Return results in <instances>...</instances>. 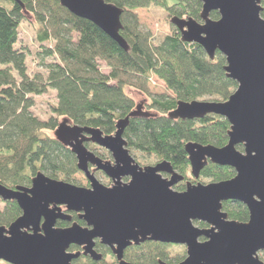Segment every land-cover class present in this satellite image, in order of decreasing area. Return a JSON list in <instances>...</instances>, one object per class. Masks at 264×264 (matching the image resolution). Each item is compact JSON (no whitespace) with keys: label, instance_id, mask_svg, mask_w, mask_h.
<instances>
[{"label":"water","instance_id":"1","mask_svg":"<svg viewBox=\"0 0 264 264\" xmlns=\"http://www.w3.org/2000/svg\"><path fill=\"white\" fill-rule=\"evenodd\" d=\"M14 1L25 7L22 0ZM59 1L76 16L92 21L123 49H130L121 35L123 9L105 0ZM200 1V21L174 16L171 22L184 42L201 45L212 60L220 51L227 60L225 72L238 87L226 101L180 100L168 117L198 120L214 114L226 118L231 127L225 146L189 142L185 148L196 180L210 163L230 166L236 175L207 185L188 182L186 190L179 192L173 186L185 177L170 161L140 166L130 154L124 132L131 118L153 115L143 104L120 119L111 135L63 118L54 137L76 156L77 167L91 187L54 179L43 171L32 177L30 186L10 188L0 182V200H17L23 210L9 228L0 225V259L12 264H52L53 251L63 252L78 240L86 245L84 254L97 258L94 239L99 237L113 249L117 264H130L124 259L125 249L146 241L186 246V258L172 264H264L260 257L264 252V7L262 0ZM213 11L218 12V20L211 18ZM86 143L105 148L113 160H104ZM90 164L103 170L113 185L98 181ZM164 171L172 177L164 178ZM123 176H130V182L123 183ZM229 200L247 206V222L229 218L223 205ZM51 203L82 210L93 228L52 231L46 236L23 232L24 226L48 213ZM195 221L209 227L200 228ZM159 264L169 263L160 259Z\"/></svg>","mask_w":264,"mask_h":264},{"label":"trees","instance_id":"2","mask_svg":"<svg viewBox=\"0 0 264 264\" xmlns=\"http://www.w3.org/2000/svg\"><path fill=\"white\" fill-rule=\"evenodd\" d=\"M123 9L121 35L130 49H123L92 21L81 18L63 7L59 0H0V182L14 188L31 185L38 171L47 176L75 181L80 173L76 156L47 131H55L60 118L80 126L100 128L104 134L116 132L120 119L136 109V100L127 93L134 89L151 99L154 112L147 118H131L124 132L128 147L160 160H168L187 176L190 169L186 144L196 142L225 146L229 121L219 115L199 120L171 119L168 113L180 100L213 98L226 101L238 84L225 72L226 57L217 51L211 59L204 48L184 42L178 28L155 41L142 28L138 10L150 6L164 8L169 17L194 18L200 21V0H105ZM264 18V10L262 12ZM35 18L36 53L44 72L32 73L28 53L21 45L20 27ZM211 18L219 19L217 11ZM50 59L49 61H47ZM104 63L109 71L103 72ZM153 76L162 80L168 94L148 95ZM50 89L57 92L47 121L34 115L35 97ZM243 151V147L238 146ZM234 168L210 163L202 176L215 182L232 179ZM185 185L178 186L184 190ZM232 220L247 222L249 210L237 200L223 203ZM9 206L0 218L8 223L17 214ZM169 244L146 242L132 257V264H159L166 259ZM178 260L177 262H180Z\"/></svg>","mask_w":264,"mask_h":264},{"label":"rangeland","instance_id":"3","mask_svg":"<svg viewBox=\"0 0 264 264\" xmlns=\"http://www.w3.org/2000/svg\"><path fill=\"white\" fill-rule=\"evenodd\" d=\"M169 2L170 4H172L173 0H170ZM262 6L264 7V0H262ZM138 17L142 25V28L151 31L155 41L157 42H160L163 39V37L168 33H170L174 28L171 22L172 17L168 16L164 8L158 6H150L148 8L139 9ZM36 25L37 23L35 21V18H32L31 20L27 19V21H24L20 27L21 45L29 55L28 65H29V70L32 73H35L37 71L44 72V68L40 67L38 64L40 60L38 58L40 57L39 56L36 57V53L39 50L38 48L39 44L35 40ZM49 60L50 59H48L47 61ZM101 67L103 72L107 73L109 71V68H107L104 63L101 64ZM147 87H148V92H147L148 95H157V94L165 93L173 96V94L167 90L165 83L162 80H160L157 76H153V78L148 82ZM127 93L136 100L137 104L144 103L145 106H147V104L151 103L150 97H148L147 95L141 92L135 91L134 89L128 88ZM202 100L209 101L214 99L208 97ZM56 103H57V92L55 90L50 89L46 94L35 97V104L32 108V111L34 115L37 116L40 120L47 121L51 116H54L52 113V109H53V105ZM145 111L147 110L145 109ZM148 111L154 112L153 109H148ZM60 121H62V118L59 119V122ZM46 133L48 135L54 136V131H47ZM87 147L90 151L96 153L104 160H113L111 153L105 148H102L97 144H93V143H88ZM130 154L141 165H154L156 162L160 160L156 156L145 155L143 153L136 152L132 149H130ZM187 175H188V179H190V181L193 182V179L195 178L191 173V168L189 169ZM99 179L101 180V183H105L102 176H99ZM87 180L88 179L83 173H78L75 176V181H72V183L85 187V185L87 184ZM197 181L198 183L204 185L215 182L213 178H206L203 177L202 175L199 179H197ZM3 207L4 205L0 204V210H2ZM165 252L168 258L166 259L160 258V259L165 260L169 264L175 263L178 260L182 261L187 256L186 246L184 245L169 244V246L165 248ZM260 257L262 260H264V252L260 253Z\"/></svg>","mask_w":264,"mask_h":264},{"label":"flooded vegetation","instance_id":"4","mask_svg":"<svg viewBox=\"0 0 264 264\" xmlns=\"http://www.w3.org/2000/svg\"><path fill=\"white\" fill-rule=\"evenodd\" d=\"M141 104H143L144 110L146 109L148 111V109H150L149 108L150 103L147 104V106H145L144 103H141ZM87 144L88 143H86V146H87ZM161 161L162 160H159L154 165H157ZM139 165L142 167L147 166V165H141V164H139ZM173 168H174V166H173ZM190 168H191V166H190ZM204 169L202 170V172L204 171ZM89 170L92 174H94V176L100 182H101V180L99 179V176H102V178L104 179V181L106 183V184L105 183H102V184H104L108 187L113 185L112 179L103 170H95V166L91 165V164L89 165ZM174 170L177 173H179L185 177L183 181H181V182L177 183L175 186H173V189L175 191H179V192L185 191L187 188L188 182H190L191 184L198 183V181L195 179H193V182L190 181V179H188V175L185 176L184 174H182L177 169L174 168ZM202 172H201V175H202ZM80 173L84 174V172H82V171H80ZM201 175H200V177H201ZM162 176L164 178H171L172 174L164 171V172H162ZM130 180H131L130 176H123L122 177L123 183H129ZM181 184L185 185L184 190L178 189V186H180ZM28 186H30V185H28ZM78 186H81V185H78ZM82 187H84V186H82ZM90 187H91V183L89 180H87V184L85 185V188H90ZM0 204L4 205L3 209L0 210V218L3 217L4 211L8 210L9 206L14 207V208L16 207V209H14V210L16 211L17 215L14 218H12V220L10 222L0 224V225L6 226L7 228H9L10 225L16 219H18L19 217H21L23 215V210L21 209L17 200H2L1 199ZM48 210H49L48 213L41 215L35 223L28 224L27 226H24L22 228V231L26 232L30 235L37 234L40 236H46L47 232H52V231L59 232L62 230H69L72 228L82 229L85 227H88L90 229L93 228V226H88V223H87L86 219L84 218V213L82 210L71 209L68 207L67 204H64V203H51V204H49ZM196 223H197V225H196ZM195 225L200 227V228L209 227V225L207 223H204L201 221H195ZM201 240H205V238H201ZM146 242H150V241H146ZM146 242L141 243V244H136L135 242H133L131 245H129L124 251V259L127 262H129L130 264H132L131 258L138 254L137 253L138 249L141 248V246L143 244H145ZM85 246H86L85 244H83L80 240H78L75 242H71L67 248L65 246L63 252L60 250L56 251V252L53 251L51 253L52 264H65L66 260H68V264H117L118 263L117 255L114 254L113 249L108 244L103 243L101 238L98 237V238L94 239V250L96 252L95 256L97 258H95L90 253L87 255L84 254L85 253V248H84ZM0 264H12V263H10L6 260L0 259Z\"/></svg>","mask_w":264,"mask_h":264}]
</instances>
